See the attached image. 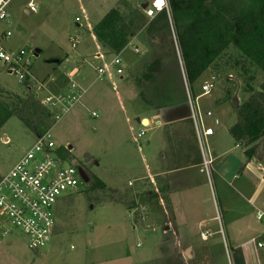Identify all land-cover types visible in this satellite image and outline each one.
Returning a JSON list of instances; mask_svg holds the SVG:
<instances>
[{"label":"rangeland","instance_id":"obj_1","mask_svg":"<svg viewBox=\"0 0 264 264\" xmlns=\"http://www.w3.org/2000/svg\"><path fill=\"white\" fill-rule=\"evenodd\" d=\"M29 1L12 0L8 5L7 17L0 20V33L9 31L10 35L0 38V46L11 52L23 48L33 54L32 79L20 82L0 68V99L9 103L15 96L27 99L32 95L40 106L50 109L44 99L47 92L37 91L34 79L48 83V93H67L68 89L79 93L76 101L59 112L48 130L54 146L67 152L62 166L81 165L88 180L58 198L53 208L50 240L39 250H31L21 231L0 216V264H193L173 235L160 234L156 217L143 214L141 208L146 204L140 192L131 191L138 184L133 179L140 172L139 150L150 133L146 131L137 137L132 117L143 103L158 106L164 103L163 94L170 96L180 89L174 66L170 64L157 73V66L141 63L144 49L133 41L138 53L130 46L121 52L125 60L123 77L119 78L112 70L98 77L95 68L106 64L112 54L98 43V49L88 46L90 38L95 40L93 25L111 8L145 0H32L35 12L25 13ZM96 52L98 56H94ZM221 63L204 73L205 77L215 76L214 88L201 99L212 109V117H204V122L217 131L214 129L215 133L207 140L213 162L211 181L206 178L203 210L208 217L216 216L217 220L211 224L218 232V220L226 226L231 221L235 235L240 233L238 226L245 220L250 227L246 231L248 239L264 244V191L256 203L247 200L259 178L251 169L243 168L245 157L228 132L235 122L232 105L229 101L212 103L224 95L226 84L230 83L228 75H234ZM72 68H76V73L68 77ZM201 81L193 87L198 90ZM71 82L76 85L73 90ZM29 118L31 122L35 120ZM34 133L16 115H11L0 127V177L34 143ZM216 153H222L223 160L233 163L234 172L243 174L241 179L231 183L232 174L225 181L218 177ZM258 153L260 162H255L262 166L264 140L259 143ZM132 165L135 170L139 168L137 173ZM227 167L229 172L233 171L232 164ZM257 211L262 212L260 220L256 218ZM4 231L7 233L3 234ZM221 237L219 233L206 237L207 244L213 245L212 252H208L212 256L208 258L226 264L221 258L227 253ZM186 239H192L193 245L205 244L198 231Z\"/></svg>","mask_w":264,"mask_h":264},{"label":"trees","instance_id":"obj_2","mask_svg":"<svg viewBox=\"0 0 264 264\" xmlns=\"http://www.w3.org/2000/svg\"><path fill=\"white\" fill-rule=\"evenodd\" d=\"M140 4L128 2L111 8L93 25L101 49L113 56L135 41L144 49L141 63L157 66V73L171 64L183 87L181 62L194 94L199 88L195 92L193 86L205 71L223 62L234 75H228L230 83L214 105L229 101L235 115L228 129L230 136L246 162L260 159L258 146L264 140V0H168L169 15L163 10L152 18ZM11 115L31 126L35 134L48 130L55 121V111L40 106L32 95L27 99L15 96L9 103L0 99V127ZM30 116L35 118L33 122ZM57 153L64 159L67 155L65 150L57 149Z\"/></svg>","mask_w":264,"mask_h":264},{"label":"crops","instance_id":"obj_3","mask_svg":"<svg viewBox=\"0 0 264 264\" xmlns=\"http://www.w3.org/2000/svg\"><path fill=\"white\" fill-rule=\"evenodd\" d=\"M143 2H146V0L141 1V4ZM24 12L29 13L26 9H24ZM90 39L88 40V46L98 49L96 39ZM94 56H98L97 52ZM123 61L125 60L123 59ZM133 67V69L136 68V66ZM70 72L74 75L76 68H72ZM122 75L119 78H122ZM203 78H205L204 74L201 79L203 80ZM47 85L48 83L46 87ZM177 86L180 89L170 96L167 94L162 95L164 103L158 106L143 103L141 110L132 117L134 129H137V133L142 129L144 132L150 131V133L139 150L141 151L140 169L136 167L135 170L132 165L135 173L138 169L140 172L133 179L138 184L131 191L132 193L140 192L141 198L145 199L143 203L146 204L141 208L143 214L150 218L156 217L157 224L161 229L160 234L163 236L173 235L179 247H184L185 251H188V256L185 255V252L183 254L186 259H189V262L193 261V264H198L197 261L200 260L199 264H217L216 259L210 260L208 258L212 256L208 252L209 250L212 252L213 245L211 243L207 244L208 238L206 237L218 236L219 233L222 236V242L226 243L227 253L221 257L226 264L227 262L228 264H264V244L259 247L258 243L260 241L253 242V240L248 239L246 231L250 227L247 221L243 220L239 224L240 236L238 237L239 234L235 235V226L231 221L228 220L226 226L223 221L219 222L218 220L220 233L211 224V221L217 220L216 216L211 215L208 217L203 210V202L205 201L203 194L207 189V179L200 169V152L194 137L192 123L188 118L185 94L179 82ZM194 91L196 92L197 88H194ZM194 95L197 96L198 93L196 92ZM202 97L198 98L200 108L210 110L211 108L206 105L205 101L201 100ZM136 118H139V120L145 118L147 123L142 125L136 121ZM142 126H146V128L144 129ZM214 129L213 133H215V130L217 131V128ZM235 147L239 146L235 144ZM215 156L218 159L216 167L219 172L218 177L222 181H225V178L230 177L231 174V183L232 181L235 182L236 179H241L243 174L239 175L238 170L234 172L236 167L226 159L223 160L222 153L219 155L216 153ZM255 161L260 162L252 159L243 164L241 163L243 168L251 169L259 178L255 189L247 199L250 203H256L262 191H264V179H260L257 172L261 164H257ZM231 164L234 168L232 172H229L230 169L227 166H231ZM76 166L80 167L81 165L77 164ZM137 188H139L138 191ZM196 231H198L201 242L205 244L193 245L191 242L193 238L186 239V236L195 235ZM216 240L219 241L218 238Z\"/></svg>","mask_w":264,"mask_h":264},{"label":"built area","instance_id":"obj_4","mask_svg":"<svg viewBox=\"0 0 264 264\" xmlns=\"http://www.w3.org/2000/svg\"><path fill=\"white\" fill-rule=\"evenodd\" d=\"M11 1L0 0V20L7 17L6 9ZM146 2L147 5L143 11L147 17L152 18L163 10L169 15L168 0H163L159 6L157 0H147ZM26 11L35 12V4L32 0L27 3ZM75 20L78 21L79 18L76 17ZM9 35L10 32L6 31L5 33L2 32L0 37L5 39ZM128 46L134 53H138L139 50L133 41H130L126 47ZM176 51L178 54L177 48ZM121 52L111 56L106 64L95 68L98 77H103L111 70L116 76H121L124 73V61ZM32 57L33 54L23 48L11 52L0 46V68H5L20 82L32 79ZM179 66L188 118L192 123L194 137L200 152V169L210 182L213 161L209 154L207 140L213 134V129L204 122V117H212V113L210 110L200 108L198 98L206 96L212 91L215 76L208 75L203 78L199 84V93L196 96L185 77L181 62ZM68 77H73V73L69 72ZM34 83H36L35 89L37 91L44 90L47 92L44 99L50 109L55 111V119L59 117L60 111L67 109V106H70L79 97V93L76 95L75 91H69V89L67 93H48L43 82L34 79ZM75 88L76 85L71 82L70 89ZM92 115L95 116L96 114L92 113ZM144 133L143 129L140 130L137 137L143 136ZM57 149L54 146L50 130L36 133L34 143L11 169L0 177V216L21 231L31 250L43 248L50 240L54 227L53 208L58 198L77 188L79 182H83L76 165L62 166L64 158L57 153ZM260 167L259 176L260 179H264V165ZM256 218L261 219L262 213L257 212ZM6 233V231L3 232V234ZM258 246H262V243H258Z\"/></svg>","mask_w":264,"mask_h":264},{"label":"water","instance_id":"obj_5","mask_svg":"<svg viewBox=\"0 0 264 264\" xmlns=\"http://www.w3.org/2000/svg\"><path fill=\"white\" fill-rule=\"evenodd\" d=\"M146 5H147V2H143L142 4H140V8H141V9H144V8L146 7ZM36 51H38V50H36ZM54 62L57 63L58 60H55ZM233 99H235V98H233ZM136 121H137V122H140L142 125H145V124L147 123V120H146L145 118H143V119H141V120H139V118H136ZM80 170H81V169H80ZM80 170H79V173H80ZM80 177H81V179H82L83 182H87V181H84V179L82 178L81 174H80ZM185 255L188 256V254H187V250L185 251Z\"/></svg>","mask_w":264,"mask_h":264},{"label":"bare ground","instance_id":"obj_6","mask_svg":"<svg viewBox=\"0 0 264 264\" xmlns=\"http://www.w3.org/2000/svg\"><path fill=\"white\" fill-rule=\"evenodd\" d=\"M80 174H81L82 178L84 179V181L88 180L86 175L84 174V171L80 170ZM187 254H188V251H187Z\"/></svg>","mask_w":264,"mask_h":264},{"label":"flooded vegetation","instance_id":"obj_7","mask_svg":"<svg viewBox=\"0 0 264 264\" xmlns=\"http://www.w3.org/2000/svg\"><path fill=\"white\" fill-rule=\"evenodd\" d=\"M77 168H78V172H79L80 169H81L82 171H85L84 168H83L82 166H80V167L77 166Z\"/></svg>","mask_w":264,"mask_h":264},{"label":"snow or ice","instance_id":"obj_8","mask_svg":"<svg viewBox=\"0 0 264 264\" xmlns=\"http://www.w3.org/2000/svg\"><path fill=\"white\" fill-rule=\"evenodd\" d=\"M163 3V0H157L158 6Z\"/></svg>","mask_w":264,"mask_h":264}]
</instances>
